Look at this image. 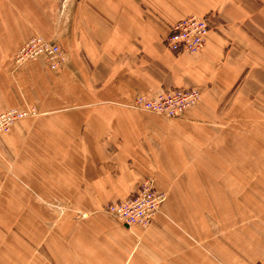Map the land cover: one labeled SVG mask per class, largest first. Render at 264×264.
<instances>
[{
	"label": "crops",
	"instance_id": "1",
	"mask_svg": "<svg viewBox=\"0 0 264 264\" xmlns=\"http://www.w3.org/2000/svg\"><path fill=\"white\" fill-rule=\"evenodd\" d=\"M17 3L0 0V114L40 116L0 135L3 263L12 247L17 264L263 263L264 129L248 121L263 120L264 0ZM190 16L214 26L205 48L169 51ZM36 37L62 45L63 71L16 65ZM193 88L202 99L178 119L132 107ZM145 179L167 195L150 227L104 212Z\"/></svg>",
	"mask_w": 264,
	"mask_h": 264
},
{
	"label": "built area",
	"instance_id": "2",
	"mask_svg": "<svg viewBox=\"0 0 264 264\" xmlns=\"http://www.w3.org/2000/svg\"><path fill=\"white\" fill-rule=\"evenodd\" d=\"M211 32L212 27L208 18L190 16L174 26L165 38V45L173 53L195 55L205 48L206 39ZM39 57H44L52 70L60 69L67 62L66 55L59 44L39 37L29 41L21 49L17 62L22 64ZM200 100L201 92L193 88L167 91L149 97L141 96L133 104L136 109L146 110L167 118H180ZM37 115L34 109L30 111L12 110L0 114V135L8 133L17 122L34 118ZM166 198V193L157 190L151 179H146L139 183L130 197L106 205L104 212L128 227L148 228L160 214Z\"/></svg>",
	"mask_w": 264,
	"mask_h": 264
},
{
	"label": "rangeland",
	"instance_id": "3",
	"mask_svg": "<svg viewBox=\"0 0 264 264\" xmlns=\"http://www.w3.org/2000/svg\"><path fill=\"white\" fill-rule=\"evenodd\" d=\"M3 1V3H5V6H8V7H15L16 6V4H18L17 3V0H2ZM210 21V20H209ZM211 23V22H210ZM211 27H212V31L214 30V26L211 24ZM32 39H34V38H32ZM31 39V40H32ZM30 40V41H31ZM47 40V39H46ZM48 41H51V40H48ZM51 42H53V43H56V42H54V41H51ZM58 44V43H57ZM61 46V48L63 49V47H62V45H60ZM166 46V45H165ZM22 49V48H21ZM21 49L18 51V53L16 54V56H15V58H14V62L16 63V65H22V64H24V63H22V64H19L18 62H17V56H18V54L20 53V51H21ZM63 51H64V49H63ZM64 53H65V51H64ZM65 55H66V53H65ZM66 60H67V56H66ZM67 67V62H66V64L63 66V67H61L60 69H58V70H53V71H56V72H58V71H63L65 68ZM51 69V68H50ZM52 70V69H51ZM257 76H259L258 74H254L253 75V77L254 78H256L257 79ZM260 77L262 78L263 77V80H264V73L262 74V75H260ZM250 81V80H249ZM251 82V81H250ZM264 82V81H263ZM253 83V82H252ZM260 86V89L262 90L261 91V93L264 95V83H263V85H259ZM200 92H201V99H202V96H203V93H204V91L202 90V89H199V88H197ZM251 89V88H250ZM252 90L254 91L255 90V87L254 88H252ZM171 91H176V90H171ZM141 97V96H140ZM146 97V96H145ZM147 97H149V96H147ZM261 101H258L257 102V105L259 106V110H260V112L261 113H263V120L262 119H259V121L258 120H256V119H254V118H252V120H249L248 121V128L249 129H251V130H253V131H255V129H257V127L258 128H263L264 129V100L263 99H260ZM136 101V100H135ZM201 101V100H200ZM200 103V102H199ZM198 103V104H199ZM132 107H133V109H135V110H137V111H143V112H148V111H146V110H141V109H136L135 107H134V104L132 105ZM195 107V106H194ZM193 107V108H194ZM32 109H34L37 113H38V115L36 116V117H39L40 116V113H39V111L35 108V107H31V108H29V109H27V110H24V111H30V110H32ZM192 109V108H191ZM191 109H189V110H191ZM188 110V111H189ZM12 111V110H11ZM18 111H23V110H18ZM188 111H186L183 115H185ZM8 112V111H7ZM5 113V112H4ZM149 113H151V112H149ZM2 114V113H1ZM152 114H155V113H152ZM155 115H159V114H155ZM159 116H162V117H166V116H163V115H159ZM36 117H34V118H36ZM167 118V117H166ZM28 119H31V118H28ZM169 119H178V118H169ZM24 120H27V119H24ZM24 120H22V121H24ZM19 122H21V121H19ZM18 123V122H17ZM16 123V124H17ZM232 123H234L233 121H232ZM14 127V126H13ZM250 131V130H249ZM256 139H258L257 138V136H256V134H248L247 136H246V142L247 143H249V144H254V143H256L257 142V140ZM146 180V179H145ZM153 181V180H152ZM154 186H155V188L158 190V188L156 187V184L154 183ZM165 193V192H164ZM9 235L10 236H12L13 237V239H16V233L15 232H10L9 233ZM2 236H4V234L2 233V231L0 230V249L3 251V248H2V243H3V240H4V238L2 237ZM2 251H1V253H2ZM14 252H15V254H16V248L15 247H12V248H8V257H9V260H8V264H17L16 262H15V257L13 256V255H15L14 254ZM30 261V260H29ZM0 264H4L3 263V258L2 257H0Z\"/></svg>",
	"mask_w": 264,
	"mask_h": 264
}]
</instances>
